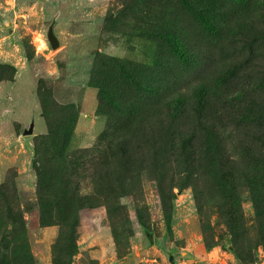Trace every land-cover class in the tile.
<instances>
[{
	"label": "rangeland",
	"instance_id": "374dc122",
	"mask_svg": "<svg viewBox=\"0 0 264 264\" xmlns=\"http://www.w3.org/2000/svg\"><path fill=\"white\" fill-rule=\"evenodd\" d=\"M154 4L0 0V264H264V10L208 43Z\"/></svg>",
	"mask_w": 264,
	"mask_h": 264
},
{
	"label": "trees",
	"instance_id": "16d2710c",
	"mask_svg": "<svg viewBox=\"0 0 264 264\" xmlns=\"http://www.w3.org/2000/svg\"><path fill=\"white\" fill-rule=\"evenodd\" d=\"M166 3H169L176 10L175 21L186 22L193 29L192 32L196 31L197 34L201 30L200 34L196 35L208 43H214L215 41L230 43L231 38L229 39V35L233 31L232 36L236 35L244 26L245 18H247L245 13L253 12L252 7L264 10V4L259 3L257 0H248L246 3L243 0H237L236 2L234 0H155L154 5L163 11V8H166ZM258 4L261 6L259 7ZM147 24L148 29L154 26L153 22H148ZM206 38L209 39L207 40ZM150 41L155 46V64L157 65L156 56H164L167 53L181 56L184 63H189L194 51L204 48L202 46L205 45V41L201 39L192 38L189 41L185 34L177 36L176 32L171 30L166 32L159 30ZM209 59V53H205L203 62L208 63ZM161 60L164 59L161 58Z\"/></svg>",
	"mask_w": 264,
	"mask_h": 264
},
{
	"label": "water",
	"instance_id": "95a60500",
	"mask_svg": "<svg viewBox=\"0 0 264 264\" xmlns=\"http://www.w3.org/2000/svg\"><path fill=\"white\" fill-rule=\"evenodd\" d=\"M59 15L60 14L57 13L54 16L53 22L51 23V25L49 26L48 31H47V40H48V44H49V47L51 48V50H57L60 47V41H59V38L56 34V26L58 24ZM1 21H2L4 26H6V27L11 26V23L8 19L3 18ZM35 126H36L35 118L33 117L30 125L25 129L24 135H26V136L33 135L34 131H35Z\"/></svg>",
	"mask_w": 264,
	"mask_h": 264
}]
</instances>
